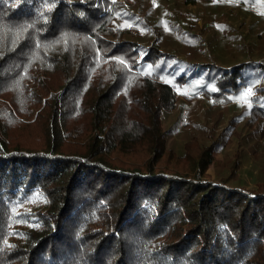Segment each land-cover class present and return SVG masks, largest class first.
I'll list each match as a JSON object with an SVG mask.
<instances>
[{
  "label": "trees",
  "instance_id": "obj_1",
  "mask_svg": "<svg viewBox=\"0 0 264 264\" xmlns=\"http://www.w3.org/2000/svg\"><path fill=\"white\" fill-rule=\"evenodd\" d=\"M172 20L126 0H0V264H264V184L214 179L218 142L176 150L168 123L197 73L211 107L264 102L247 78L264 62L250 45L205 61V26Z\"/></svg>",
  "mask_w": 264,
  "mask_h": 264
},
{
  "label": "rangeland",
  "instance_id": "obj_2",
  "mask_svg": "<svg viewBox=\"0 0 264 264\" xmlns=\"http://www.w3.org/2000/svg\"><path fill=\"white\" fill-rule=\"evenodd\" d=\"M126 1L136 8H147L149 5H152L154 9L157 8L165 25H172L174 17L176 20L180 17L181 21L186 22V25L187 23L192 24L193 28H196L195 25H198V28L204 25L205 32L201 38H210L203 40V47L205 48L209 44L211 48V54L206 51L203 54L205 61H212V64H223L229 56L243 55L245 46L250 45L256 53L255 59L264 62V0H242V2L239 0H216L215 2L222 3L219 5L220 9L208 7L200 2L195 6H190L184 4L182 0H136L137 4L134 0ZM237 16L244 17L247 21L246 24L252 21L253 32L245 34L242 30H233L230 23L236 22ZM209 23H211V27L207 26ZM164 31L169 34L170 39H178L172 29L168 31L164 29ZM241 33L246 35L247 43L245 44L244 37L238 36ZM189 38L194 41H202ZM184 48L180 45L168 46L165 50L174 51L181 59L188 62H180L181 64L175 68V73L189 75L193 69H198V66L192 64L188 55L182 51ZM200 62L198 61L196 64ZM250 75L247 78L252 88L250 94H252L255 93V90L264 88V72H250ZM191 76L192 79L185 84L181 91L192 93V95L196 93V100L186 102L177 108L175 114H169L171 117L168 120L169 124L174 120H177L178 124L180 123L171 132L172 147L180 150L182 144L190 136L195 137L194 139L199 141L202 146H207L215 140L218 142V148L214 153L211 172L214 179L229 176L231 184L240 182L248 188L264 184V102L260 97L249 98L246 94H240L228 105L211 107L201 99L200 94V96L198 95L201 92L203 79L198 73ZM253 105L254 107H252ZM252 108L260 109L262 114H256L257 110Z\"/></svg>",
  "mask_w": 264,
  "mask_h": 264
},
{
  "label": "snow or ice",
  "instance_id": "obj_3",
  "mask_svg": "<svg viewBox=\"0 0 264 264\" xmlns=\"http://www.w3.org/2000/svg\"><path fill=\"white\" fill-rule=\"evenodd\" d=\"M248 93H249V94L251 93V89L248 90Z\"/></svg>",
  "mask_w": 264,
  "mask_h": 264
}]
</instances>
